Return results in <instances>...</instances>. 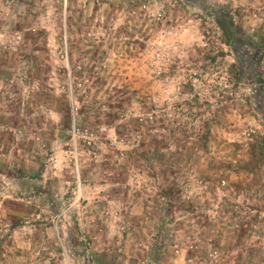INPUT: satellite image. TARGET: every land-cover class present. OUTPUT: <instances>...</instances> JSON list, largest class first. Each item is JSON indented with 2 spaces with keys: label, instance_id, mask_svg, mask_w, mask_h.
Segmentation results:
<instances>
[{
  "label": "rangeland",
  "instance_id": "1",
  "mask_svg": "<svg viewBox=\"0 0 264 264\" xmlns=\"http://www.w3.org/2000/svg\"><path fill=\"white\" fill-rule=\"evenodd\" d=\"M263 140L264 0H0V264H264Z\"/></svg>",
  "mask_w": 264,
  "mask_h": 264
},
{
  "label": "trees",
  "instance_id": "2",
  "mask_svg": "<svg viewBox=\"0 0 264 264\" xmlns=\"http://www.w3.org/2000/svg\"><path fill=\"white\" fill-rule=\"evenodd\" d=\"M220 25L227 41L228 39L234 40V32L232 31L233 23L231 22V24L229 23V25H227L224 21H220ZM238 61L239 60H237V62ZM249 149L251 152V158L250 161L247 162L246 166L257 167L262 164L264 162V140L260 144L250 143Z\"/></svg>",
  "mask_w": 264,
  "mask_h": 264
}]
</instances>
